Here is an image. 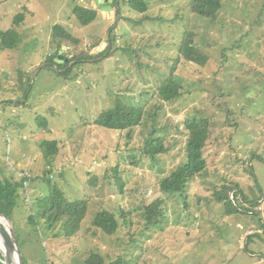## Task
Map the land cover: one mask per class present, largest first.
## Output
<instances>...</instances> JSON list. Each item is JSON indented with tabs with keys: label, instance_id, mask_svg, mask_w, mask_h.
Masks as SVG:
<instances>
[{
	"label": "rangeland",
	"instance_id": "1",
	"mask_svg": "<svg viewBox=\"0 0 264 264\" xmlns=\"http://www.w3.org/2000/svg\"><path fill=\"white\" fill-rule=\"evenodd\" d=\"M131 1H108L112 8L103 9L95 0H1L0 31L13 27L18 13L26 16L16 27L18 46L0 48V177H31L19 189L13 215L23 256L29 264H84L95 250L134 264H264V0H223L215 20L194 14L191 0H143L145 12ZM77 5L96 9V20L82 25ZM56 24L79 40L63 42L57 57ZM188 30L208 55L203 66L179 54ZM80 52L95 57L76 64ZM170 78L182 94L165 101L159 88ZM118 99L143 109L131 130L96 124ZM155 112L169 151L153 160L137 148L152 131ZM191 115L211 125L209 166L189 183L186 199L168 197L159 183L186 160ZM54 139L60 149L47 174L40 144ZM130 154H137V164ZM47 178L70 200L89 203L75 235L67 236L60 222L48 229L38 214ZM228 182L258 199L252 213L227 215L214 200ZM159 197L166 199L162 224L142 233L145 206ZM105 208L128 213L132 225L121 219L120 231L103 234L93 220ZM132 235L140 237L137 243Z\"/></svg>",
	"mask_w": 264,
	"mask_h": 264
},
{
	"label": "trees",
	"instance_id": "2",
	"mask_svg": "<svg viewBox=\"0 0 264 264\" xmlns=\"http://www.w3.org/2000/svg\"><path fill=\"white\" fill-rule=\"evenodd\" d=\"M129 4L132 8L140 12H145L147 10V3L143 0H132ZM222 7L223 0H191L192 12L200 17L208 18L209 20H215ZM73 11L80 23L84 26L91 24L98 16V11L96 9L88 8L83 5H77ZM146 18L147 20L151 19L150 17ZM25 19V11L20 12L13 19V27L0 31V48L12 49L18 46L21 40L16 27L21 25ZM52 37L54 42L58 45L56 50L57 55H54L55 57L58 56V49L63 46V42L70 41L74 44L79 43V40L60 24L53 26ZM195 37L196 33L192 30L183 33L179 54L186 60L203 66L208 61V55L198 48ZM105 52H107V49L99 53L98 56H104ZM94 57L95 56L91 53H77L75 55V60H77L76 64L88 61V59ZM69 63H65V67H68ZM72 69L73 68L70 67L63 73L68 75ZM180 87V83L170 78L160 86L159 95L165 101H172L181 96ZM156 119L157 113L155 112L151 115L153 129L148 138L137 148L138 154L141 157H149L153 160L169 151V148L165 144V136L158 132L159 128H157ZM142 120V108L130 104L128 105L122 99H118L113 107L103 110L98 115L96 124L112 130H131L139 125ZM185 124L187 129H189L186 160L171 174L162 178L159 183L161 194L168 197L175 196L179 199H186L188 197L186 190L189 183L209 166V159L206 155L210 139L211 125L209 120L204 117H198L197 115H191L185 119ZM128 137L132 138V135L129 133ZM59 143V140L54 139L44 140L40 144V148L47 162V174L52 172L48 167L52 166L56 160L55 157L60 149ZM127 159L137 164V154H130ZM113 169L119 188L123 190L124 181L119 174V165H116ZM26 178L27 179L23 178L24 181L22 182H17L8 179L3 180L0 177V214L8 216L13 225V215L18 205L19 189L21 187H27L25 181H30L31 177ZM44 180L47 184L48 192L46 195L36 200L39 216L45 219L48 229H53L60 222L67 236L75 235L79 232L81 223L89 210L88 201L86 199L70 200L66 196L65 191L62 190L57 183H54L51 178ZM214 200L223 206L227 215L235 213H252L254 208L259 204L258 199L256 197H251L250 194L240 187L238 182L222 184L221 188L215 191ZM246 203L250 205H246ZM164 204H166V199L159 197L145 206L143 214L146 215V224L142 233L147 234V231L162 224L161 220L166 215V209L163 207ZM122 212L123 211L118 208H105L99 210L94 217L93 224L95 227L101 229L103 234L113 236L120 231L121 219L122 223L124 221L122 225L131 226L133 223L128 213L122 214L121 217ZM30 220L33 224H36L33 215ZM14 229L19 242L15 225ZM139 239V236L138 239L133 235L131 237V241L134 243H137ZM0 249H3L2 245H0ZM4 259L5 257L0 253V264H5L3 261ZM24 262L25 264H29L25 257ZM84 264H134V262L124 255H119L111 260L108 255L94 250L85 258Z\"/></svg>",
	"mask_w": 264,
	"mask_h": 264
},
{
	"label": "water",
	"instance_id": "3",
	"mask_svg": "<svg viewBox=\"0 0 264 264\" xmlns=\"http://www.w3.org/2000/svg\"><path fill=\"white\" fill-rule=\"evenodd\" d=\"M111 1L113 3L114 0H95V2L103 9H111V5H105V2ZM106 45L103 43L100 48H104ZM100 50V49H99ZM63 55H59L58 58H62ZM61 61V60H60ZM0 235L3 237V240L7 247L12 249L14 256L17 258V264H25L24 257L21 251V247L19 245L18 239L16 237L15 229L12 226V223L8 216L4 214H0ZM5 257L3 260L5 264L9 263V255L3 254Z\"/></svg>",
	"mask_w": 264,
	"mask_h": 264
},
{
	"label": "bare ground",
	"instance_id": "4",
	"mask_svg": "<svg viewBox=\"0 0 264 264\" xmlns=\"http://www.w3.org/2000/svg\"><path fill=\"white\" fill-rule=\"evenodd\" d=\"M0 245L3 246V249H0L1 254L3 253L6 255H9V263L10 264H17V258L14 256L12 249L6 246V244L3 240V237L1 235H0Z\"/></svg>",
	"mask_w": 264,
	"mask_h": 264
}]
</instances>
